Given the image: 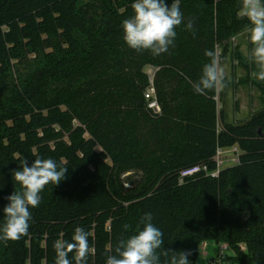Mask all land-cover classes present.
Returning <instances> with one entry per match:
<instances>
[{
	"label": "trees",
	"instance_id": "1",
	"mask_svg": "<svg viewBox=\"0 0 264 264\" xmlns=\"http://www.w3.org/2000/svg\"><path fill=\"white\" fill-rule=\"evenodd\" d=\"M134 2L0 0V227L24 158L68 168L30 208L28 235L0 241V264H55V242L71 241L77 227L90 233L87 264H106L121 239L143 229L146 213L163 249L190 251V264H201L204 240L234 246L235 264H264V108L227 123L219 91L193 89L210 62L205 51L220 50L222 60L249 26L238 18L240 0H180L175 46L158 56L123 39ZM151 79L159 113L145 98ZM234 145L239 165L178 182L184 167H214L217 147Z\"/></svg>",
	"mask_w": 264,
	"mask_h": 264
},
{
	"label": "clouds",
	"instance_id": "2",
	"mask_svg": "<svg viewBox=\"0 0 264 264\" xmlns=\"http://www.w3.org/2000/svg\"><path fill=\"white\" fill-rule=\"evenodd\" d=\"M180 0H173L169 6L166 0H135L131 5L134 15L122 22L123 39L127 46L137 52L149 51L158 56L174 47L175 28L183 22L180 11ZM238 18H246L249 22L247 32L252 45L249 61L254 63L258 71L252 76L264 81V0H240ZM192 29V22L186 25ZM210 58L202 69L198 82L193 84L197 94L204 95L207 91L224 89L226 75L220 64L217 52L206 50ZM68 168L63 163L58 164L51 158H36L29 164L27 159L21 161V166L13 172V179L20 185L19 191H14L6 199L9 203L3 208L4 224L0 227V241H17L28 235L29 221L32 218L31 209L41 203L40 193L49 183L55 186L66 179ZM152 213H146L140 223L143 229L128 239H121L116 245L114 255H109L106 264H160V255L168 256L165 264H190V251L172 252L163 249V232L153 223ZM130 226L124 225L125 229ZM90 233L83 227H77L71 241L58 239L54 244L56 252L55 264H72L69 254L74 253L75 264H87L89 254L93 249L89 245ZM163 249L162 253L158 250Z\"/></svg>",
	"mask_w": 264,
	"mask_h": 264
},
{
	"label": "rangeland",
	"instance_id": "3",
	"mask_svg": "<svg viewBox=\"0 0 264 264\" xmlns=\"http://www.w3.org/2000/svg\"><path fill=\"white\" fill-rule=\"evenodd\" d=\"M248 36L246 29L235 35L230 41L227 56L220 60L221 67L225 71L227 86L219 91L216 99L218 109L223 111L227 123L246 121L264 108V81L252 76L253 71L258 69L248 59L252 48ZM153 70L151 66L146 68L149 74H152ZM219 128H222L221 120ZM138 179L139 176H136L135 180ZM201 264H206V261L203 259Z\"/></svg>",
	"mask_w": 264,
	"mask_h": 264
},
{
	"label": "built area",
	"instance_id": "4",
	"mask_svg": "<svg viewBox=\"0 0 264 264\" xmlns=\"http://www.w3.org/2000/svg\"><path fill=\"white\" fill-rule=\"evenodd\" d=\"M150 75L152 78L153 73ZM145 98L150 109H152L155 113H159L161 111L153 82L146 90ZM241 154L242 151L238 145L231 147L218 146L214 156V167H210L207 163L194 164L184 167L179 172L178 182L180 184L184 183L188 178L200 174L207 177L218 178L223 168L240 164ZM238 248L240 251H246L247 245L245 242H241L238 244ZM199 252L203 255L202 258L206 261V264H235L233 262V258L236 256L237 249L227 242L217 243L214 241L204 240L199 246Z\"/></svg>",
	"mask_w": 264,
	"mask_h": 264
},
{
	"label": "water",
	"instance_id": "5",
	"mask_svg": "<svg viewBox=\"0 0 264 264\" xmlns=\"http://www.w3.org/2000/svg\"><path fill=\"white\" fill-rule=\"evenodd\" d=\"M259 131L261 132V129H259Z\"/></svg>",
	"mask_w": 264,
	"mask_h": 264
}]
</instances>
